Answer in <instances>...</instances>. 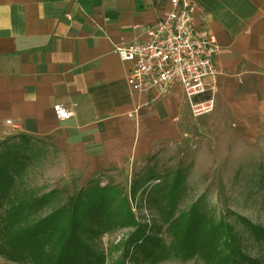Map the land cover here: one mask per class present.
I'll return each mask as SVG.
<instances>
[{"label": "crops", "instance_id": "0c3cea01", "mask_svg": "<svg viewBox=\"0 0 264 264\" xmlns=\"http://www.w3.org/2000/svg\"><path fill=\"white\" fill-rule=\"evenodd\" d=\"M171 0H0V141L26 136L55 157L54 175L86 182L178 144L192 125L179 87L135 109L132 63L114 49L143 40ZM195 23L215 37L214 110L206 119L264 125V0H195ZM61 104L73 117L55 118ZM210 116V117H209ZM205 117V116H204Z\"/></svg>", "mask_w": 264, "mask_h": 264}, {"label": "rangeland", "instance_id": "374dc122", "mask_svg": "<svg viewBox=\"0 0 264 264\" xmlns=\"http://www.w3.org/2000/svg\"><path fill=\"white\" fill-rule=\"evenodd\" d=\"M207 115L195 118L197 122L178 144H166L158 153L132 168L82 183L55 176V157L45 154L46 151L33 143L27 153L20 185L37 197L56 192L58 198L41 216L65 205L81 190L85 193L91 188L105 186L108 193L113 192L118 198L114 204L123 205V199L127 200L126 207L135 221L159 227L156 237L169 245L171 240L165 234L167 225L161 222L156 209L147 203V194L154 185L170 182L178 175L181 192L177 212H186L192 205L200 204L201 211L216 222L223 220L238 234L242 253L249 259L242 264H264L260 243L250 236L242 223L245 219L264 229V199L259 184V176L264 172V125L258 132H247L238 123L225 120L216 123L211 118L206 119ZM6 142L18 144V136L8 138ZM150 176L153 180L148 178ZM132 188H136L135 194L131 192ZM134 230L130 226L115 228L88 243L104 257L103 264H203L197 257L190 260L172 257L154 263H146L139 257L134 260L128 256L132 248L127 246ZM0 264L10 263L0 258Z\"/></svg>", "mask_w": 264, "mask_h": 264}, {"label": "trees", "instance_id": "16d2710c", "mask_svg": "<svg viewBox=\"0 0 264 264\" xmlns=\"http://www.w3.org/2000/svg\"><path fill=\"white\" fill-rule=\"evenodd\" d=\"M18 139V144L6 140L0 144V258L10 264H103L104 257L88 241L129 226L135 228L127 240V246L132 248L128 256L134 260L139 257L154 263L172 257H197L203 264H242L249 260L231 225L223 220L216 222L201 211L200 204L177 212L181 192L178 175L170 182L154 185L147 194V203L167 225L169 245L156 237L159 227L135 221L126 207L127 200L123 199V205L114 204L118 198L113 192L108 193L105 186L85 193L81 190L65 205L41 216L58 197L55 191L37 197L22 188L20 177L31 140L26 136ZM148 178L153 180L152 176ZM259 184L264 199V172ZM135 191L136 188L131 189L133 194ZM242 223L264 252V229L245 219Z\"/></svg>", "mask_w": 264, "mask_h": 264}, {"label": "built area", "instance_id": "2783aa9c", "mask_svg": "<svg viewBox=\"0 0 264 264\" xmlns=\"http://www.w3.org/2000/svg\"><path fill=\"white\" fill-rule=\"evenodd\" d=\"M195 0H171L170 9L151 27H143V40L122 42L114 49L121 61L132 63L127 75L129 90L146 103L137 102L135 109L166 97L179 87L192 117L210 114L214 100L209 96L207 79L215 81L214 63L219 47L214 35L195 23ZM59 121L71 119L73 106L54 109Z\"/></svg>", "mask_w": 264, "mask_h": 264}]
</instances>
